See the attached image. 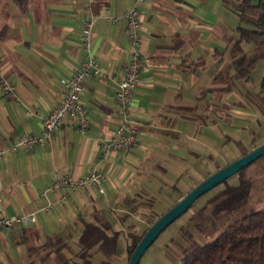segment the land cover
Instances as JSON below:
<instances>
[{
	"label": "crops",
	"instance_id": "1",
	"mask_svg": "<svg viewBox=\"0 0 264 264\" xmlns=\"http://www.w3.org/2000/svg\"><path fill=\"white\" fill-rule=\"evenodd\" d=\"M133 4L30 0L20 13L10 0H0V77L15 87L13 99L0 88L1 149L21 135L41 132L42 120L62 101L61 80L69 79L85 58L79 37L83 21L91 17L92 51L108 75L85 81L81 102L89 121L86 131L66 116L47 143L30 151H7L0 160V217L37 211L34 224L0 231V264H16L19 247L24 245L26 252L29 238L38 243L63 233L76 248L83 221L95 212L121 231L112 264L115 258L127 264L129 226L140 233L148 225L147 209L132 207L152 197L157 212L156 195L164 185L170 188V176L189 174L196 162L209 166L227 141L240 143V134L248 130L256 109L251 95L257 92L242 90L240 80L228 90L226 81L227 23L235 22V14L222 0H143L137 8L144 66L129 114L137 140L99 161L100 143L120 120L115 99L132 50L125 14ZM91 169L106 176L103 194L88 189L43 195L56 175L83 177ZM47 201L54 205L48 213L42 211Z\"/></svg>",
	"mask_w": 264,
	"mask_h": 264
},
{
	"label": "trees",
	"instance_id": "2",
	"mask_svg": "<svg viewBox=\"0 0 264 264\" xmlns=\"http://www.w3.org/2000/svg\"><path fill=\"white\" fill-rule=\"evenodd\" d=\"M10 1L20 13L27 11L30 2ZM222 3L239 21L236 27L238 36L227 40L225 71L229 90L235 87L236 80L248 82L256 64L264 60V0H222ZM242 43L252 44L253 47L245 51ZM251 96L253 106L264 115V76L259 91ZM236 175L238 184H228V179L223 182L224 188L196 211L193 220H196L201 210L214 203L215 209L234 211L247 202L252 182L245 178L243 169ZM154 201V198L147 197L132 207L134 211L140 207L147 209L145 215L148 225L140 233L129 226L126 235L128 259L148 226L161 215L154 212ZM215 211L212 210L213 215ZM120 235L121 231L116 230L102 213L95 212L91 220L83 221L76 248L69 244L63 233L48 235L38 243L24 241L27 264H112V258L118 253ZM181 253L180 264H264V207L227 225L216 238L205 244L189 240ZM100 255L101 258H98Z\"/></svg>",
	"mask_w": 264,
	"mask_h": 264
},
{
	"label": "built area",
	"instance_id": "3",
	"mask_svg": "<svg viewBox=\"0 0 264 264\" xmlns=\"http://www.w3.org/2000/svg\"><path fill=\"white\" fill-rule=\"evenodd\" d=\"M142 2L143 0H134L133 6L125 14L128 38L132 50L130 58L123 68V76L118 81L115 103L119 110L120 120L111 137L107 141L100 143L99 150L101 156L99 161L111 152L129 149L137 140V131L130 123L129 114L134 101L133 96L138 83V77L144 66L139 35L141 22L137 8V5ZM99 8L104 9V5L100 4ZM93 23L94 17L84 20L82 23L79 42L85 53V58L69 79L61 80L63 86L62 101L42 120L41 132L38 135H21L8 149L0 148V160L7 151L14 152L19 148L24 151H30L37 146L44 145L60 129L66 116L75 118L77 121L76 127L79 131L83 132L87 130L89 121L86 109L81 102V94L85 81L93 77H97L100 80L108 78L107 73L101 68L97 56L92 51L91 35ZM0 88L5 97L9 99L15 98L14 85L2 77H0ZM105 181V174L97 169H91L83 177L58 174L45 189L43 195L45 196L48 192L57 190L62 191L66 195L69 191L88 189H96L100 194H103ZM53 208L54 205L47 201L42 207V211L48 213ZM36 220L37 211L25 214H13L8 217L2 216L0 217V231L11 229L15 225L28 226L34 224Z\"/></svg>",
	"mask_w": 264,
	"mask_h": 264
},
{
	"label": "rangeland",
	"instance_id": "4",
	"mask_svg": "<svg viewBox=\"0 0 264 264\" xmlns=\"http://www.w3.org/2000/svg\"><path fill=\"white\" fill-rule=\"evenodd\" d=\"M232 18L235 22L233 24L230 22L227 23V34L229 37L236 38L238 36L236 27L239 24V21L235 15H233ZM242 45L245 51H249L253 47V45L249 43H242ZM263 76L264 60H260L256 64L254 70L250 73L249 81L245 83L240 80L237 81V84L242 90L249 89L251 92H258ZM252 116L253 120L249 121L246 126L248 130H246V133L243 135L240 134V143L236 144L232 141H227L221 150L220 157L211 161L209 166L196 162L195 167H192V171L191 167L190 170L187 169L189 174L181 175L179 177L176 175L169 177L168 180H170V183L167 184L170 185V188L164 185L165 187L162 193L160 195H156L157 201L154 209L157 211V214H161V211H166L167 208L174 205L177 201L178 195H185L189 190H191V188L213 173L216 166H224V164L239 158L243 152H249L264 144V115L254 109ZM226 159L229 161H225ZM243 172L245 178L252 182L249 197L246 203L234 211H220L221 209L213 208L214 203L201 210L196 215V220H193V215L196 211L202 208L209 198L223 189L224 184L221 183L213 187L211 190L196 199L187 212L182 214L160 233L157 239L143 254L139 264H180L182 248L188 244L189 240H193L198 244H205L216 238L227 225L249 213L263 208L264 155L245 167ZM238 182L239 178L237 175H233L227 180L228 184H238ZM213 209L217 211H215V215L212 214ZM17 240L22 242L23 237L17 236ZM28 241L33 242L32 238H29ZM23 247L24 245H20L19 247V256L17 255L16 257L18 258V261L15 258L17 261L16 264L27 263L25 247ZM113 263L118 264L116 258Z\"/></svg>",
	"mask_w": 264,
	"mask_h": 264
},
{
	"label": "water",
	"instance_id": "5",
	"mask_svg": "<svg viewBox=\"0 0 264 264\" xmlns=\"http://www.w3.org/2000/svg\"><path fill=\"white\" fill-rule=\"evenodd\" d=\"M263 155L264 144L227 163L194 186L148 226L136 247L133 249L127 264H139L143 254L157 239L160 233L182 214L188 211L196 199L211 190L213 187L225 182L231 176L236 175L240 170L244 169Z\"/></svg>",
	"mask_w": 264,
	"mask_h": 264
}]
</instances>
